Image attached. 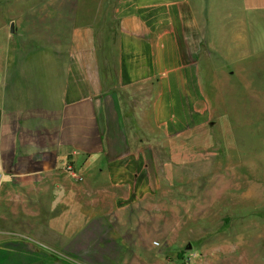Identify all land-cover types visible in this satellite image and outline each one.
<instances>
[{"label": "rangeland", "instance_id": "obj_1", "mask_svg": "<svg viewBox=\"0 0 264 264\" xmlns=\"http://www.w3.org/2000/svg\"><path fill=\"white\" fill-rule=\"evenodd\" d=\"M83 4L0 0V47L69 42ZM216 32L195 91L185 85L159 109L164 126L152 109L143 110L146 122L129 124V155L113 166L118 186L104 173L60 187L50 203L48 190L0 185V264H264V11ZM65 215L84 229L73 240L48 230L65 227Z\"/></svg>", "mask_w": 264, "mask_h": 264}, {"label": "crops", "instance_id": "obj_2", "mask_svg": "<svg viewBox=\"0 0 264 264\" xmlns=\"http://www.w3.org/2000/svg\"><path fill=\"white\" fill-rule=\"evenodd\" d=\"M84 1V20L69 42L0 47L3 183L48 190L50 203L60 187L99 181L100 174L118 186L113 166L129 155V124L146 122L143 110L152 109L153 122L164 126L159 109L167 98L172 106L169 97L186 91L185 85L195 91L198 63L216 53V29L246 26L264 11V0L262 6L254 3L260 0ZM136 136L141 146L143 136ZM84 169L88 177L81 175ZM67 218L61 217L65 227L50 226L49 233L67 240L80 235L84 229L67 224ZM50 259L46 264H65Z\"/></svg>", "mask_w": 264, "mask_h": 264}, {"label": "built area", "instance_id": "obj_3", "mask_svg": "<svg viewBox=\"0 0 264 264\" xmlns=\"http://www.w3.org/2000/svg\"><path fill=\"white\" fill-rule=\"evenodd\" d=\"M67 170L70 169V167H66ZM6 180V174L3 172L1 167V161H0V185Z\"/></svg>", "mask_w": 264, "mask_h": 264}, {"label": "water", "instance_id": "obj_4", "mask_svg": "<svg viewBox=\"0 0 264 264\" xmlns=\"http://www.w3.org/2000/svg\"><path fill=\"white\" fill-rule=\"evenodd\" d=\"M10 33H13V23L10 24V29H9Z\"/></svg>", "mask_w": 264, "mask_h": 264}, {"label": "trees", "instance_id": "obj_5", "mask_svg": "<svg viewBox=\"0 0 264 264\" xmlns=\"http://www.w3.org/2000/svg\"><path fill=\"white\" fill-rule=\"evenodd\" d=\"M33 255H38V254H37V252H36V253H34ZM36 259H37V262L40 261V260H39V259H40L39 257H37ZM38 260H39V261H38Z\"/></svg>", "mask_w": 264, "mask_h": 264}]
</instances>
